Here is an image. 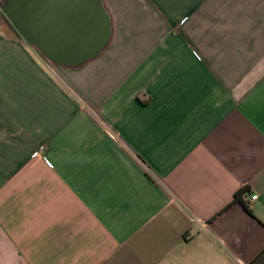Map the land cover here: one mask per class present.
<instances>
[{
	"label": "crops",
	"instance_id": "0c3cea01",
	"mask_svg": "<svg viewBox=\"0 0 264 264\" xmlns=\"http://www.w3.org/2000/svg\"><path fill=\"white\" fill-rule=\"evenodd\" d=\"M101 1L0 0V264H264V0Z\"/></svg>",
	"mask_w": 264,
	"mask_h": 264
},
{
	"label": "water",
	"instance_id": "95a60500",
	"mask_svg": "<svg viewBox=\"0 0 264 264\" xmlns=\"http://www.w3.org/2000/svg\"><path fill=\"white\" fill-rule=\"evenodd\" d=\"M26 1L27 0H5L2 4V11L7 16V18L12 22L11 24L18 29L21 34L23 33L24 23H25V15H26ZM46 4L52 1L58 0H45ZM63 1V0H62ZM79 7L77 13V28L80 32V39H89V45L91 48L85 49L80 48L78 51L76 50L77 55L73 60V63H80L88 57H93L98 54V52L105 45L106 41L109 40L108 34V26L109 19L108 14L105 11L103 2L101 0H78ZM65 3V1H63ZM39 4L36 8V16L39 18L38 23H41V26L46 29H53V35L59 30L65 29L71 25L70 15L73 14L74 7L70 5L68 6V2L66 0V7L63 8L65 18L62 23V20H57V11L52 12L54 14L55 21L48 23V14L49 12L46 10L50 5ZM32 10H29V16L31 17ZM76 15V14H75ZM47 16V17H46ZM89 32V33H88ZM71 38V36H70ZM85 42H80L78 45L81 47ZM69 44V43H68ZM88 45V46H89Z\"/></svg>",
	"mask_w": 264,
	"mask_h": 264
},
{
	"label": "trees",
	"instance_id": "16d2710c",
	"mask_svg": "<svg viewBox=\"0 0 264 264\" xmlns=\"http://www.w3.org/2000/svg\"><path fill=\"white\" fill-rule=\"evenodd\" d=\"M250 193V189L246 186L243 189L241 188L236 194H235V199L233 202H239L243 206L246 207V203L244 200V196L248 195Z\"/></svg>",
	"mask_w": 264,
	"mask_h": 264
},
{
	"label": "built area",
	"instance_id": "2783aa9c",
	"mask_svg": "<svg viewBox=\"0 0 264 264\" xmlns=\"http://www.w3.org/2000/svg\"><path fill=\"white\" fill-rule=\"evenodd\" d=\"M249 197H250L249 199H250L251 201L259 200V196H258V194H251Z\"/></svg>",
	"mask_w": 264,
	"mask_h": 264
},
{
	"label": "flooded vegetation",
	"instance_id": "af4514ba",
	"mask_svg": "<svg viewBox=\"0 0 264 264\" xmlns=\"http://www.w3.org/2000/svg\"><path fill=\"white\" fill-rule=\"evenodd\" d=\"M4 2H5V0H4ZM4 2H3V3H4ZM6 18H7V17H6Z\"/></svg>",
	"mask_w": 264,
	"mask_h": 264
}]
</instances>
